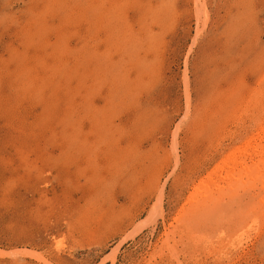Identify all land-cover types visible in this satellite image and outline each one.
Instances as JSON below:
<instances>
[{"label":"rangeland","instance_id":"1","mask_svg":"<svg viewBox=\"0 0 264 264\" xmlns=\"http://www.w3.org/2000/svg\"><path fill=\"white\" fill-rule=\"evenodd\" d=\"M262 122L264 0H0V264H264Z\"/></svg>","mask_w":264,"mask_h":264},{"label":"bare ground","instance_id":"2","mask_svg":"<svg viewBox=\"0 0 264 264\" xmlns=\"http://www.w3.org/2000/svg\"><path fill=\"white\" fill-rule=\"evenodd\" d=\"M113 8H114V7H113ZM102 21H103V20H102ZM113 21H114V20H113ZM101 26H102V25H101ZM109 34H110V33H109ZM114 37H115V36H114ZM152 41H153V40H152ZM152 41H151V42H152ZM108 46H109V45H108ZM118 53H119V52H118ZM132 54H133V53H132ZM128 60H129V59H128ZM143 69H144V68H143ZM120 82H121V81H120ZM262 123H264V122H262ZM263 125H264V124H263ZM262 128L264 129L263 126H262ZM262 128H261V129H262ZM257 132H258V131H257ZM261 133H262V132H261ZM263 134H264V133H263ZM257 135H258V134H257ZM252 137H253V136H252ZM255 138H256V137H255ZM259 138H260V137H259ZM259 138H258V139H259ZM252 139H253V138H252ZM258 139H257V140H258ZM247 140H248V139H247ZM255 140H256V139H255ZM248 141H249V140H248ZM249 142H250V141H249ZM252 142H253V140H252ZM263 142H264V141H263ZM262 144H263V143H262ZM245 145H246V144H245ZM258 146H259V145H258ZM244 148H245V147H244ZM246 148H247V147H246ZM250 149H251V148H250ZM257 149H258V148H257ZM242 153H243V152H242ZM247 153H248V152H247ZM247 153H245V155H246ZM233 154H235V153H233ZM240 155H241V152H240ZM253 155H254V154H253ZM247 156H248V155H247ZM257 156H258V155H257ZM261 156H262V155H261ZM261 156H260V157H261ZM235 158H236V157H235ZM255 158H257V157H255ZM236 159H237V158H236ZM244 159H245V158H244ZM253 161H254V160H253ZM253 161H252V162H253ZM260 161H261V160H260V158H259V162H260ZM238 162H239V161H238ZM238 162H237V163H238ZM250 162H251V161H250ZM262 162H263V161H262ZM229 163H230V162H229ZM231 163H232V162H231ZM231 163H230V164H231ZM235 163H236V162H235ZM244 163H245V160H244V161H241V165L244 164ZM253 163H254V162H253ZM238 164H240V162H239ZM246 164H247V161H246ZM225 165H227V164H225ZM252 165H253V164H252ZM254 165H255V164H254ZM263 165H264V162H263ZM237 166H238V165H237ZM225 167H226V166H225ZM231 167H232V166H231ZM239 167H241V166H239ZM244 168H245V167H244ZM238 169H239V168H238ZM245 169H246V168H245ZM248 169H249V168H248ZM248 169H247V170H248ZM252 169H253V168H252ZM252 169H251V170H252ZM254 169H255V168H254ZM249 170H250V169H249ZM230 171H231V170H230ZM233 171H234V170H233ZM244 171H245V170H244ZM255 171H256V170H255ZM235 172H236V171H235ZM245 172H246V171H245ZM243 173H244V172H243ZM258 173H259V172H258ZM239 174H240V173H239ZM259 174H260V173H259ZM262 175H263V174H262ZM250 177H251V176H250ZM253 177H254V176H252V178H253ZM255 177H256V176H255ZM78 178H79V177H78ZM263 178H264V177H263ZM247 179H248V177H247ZM249 180H250V179H249ZM255 182H257V181H255ZM247 183H248V182H247ZM248 185H249V184H248ZM262 185H264V184H262ZM244 186H245V185H244ZM246 186H247V185H246ZM259 186H260V185H259ZM263 187H264V186H263ZM263 198H264V197H263ZM263 201H264V199H263ZM261 218H263V217H261ZM261 218H260V219H261ZM253 220H254V219H253ZM253 220H252V221H253ZM256 221H257V220H256ZM259 222H260V221H259ZM239 229H240V228H239ZM241 230H242V229H241ZM243 231H244V230H243ZM238 233H240V232H238Z\"/></svg>","mask_w":264,"mask_h":264}]
</instances>
